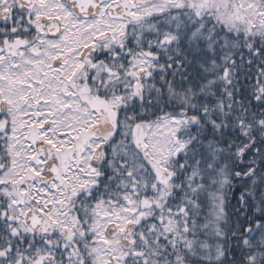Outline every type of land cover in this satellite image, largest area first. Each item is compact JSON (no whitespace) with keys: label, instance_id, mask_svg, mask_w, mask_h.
Segmentation results:
<instances>
[{"label":"snow or ice","instance_id":"6c2138e0","mask_svg":"<svg viewBox=\"0 0 264 264\" xmlns=\"http://www.w3.org/2000/svg\"><path fill=\"white\" fill-rule=\"evenodd\" d=\"M0 264H264V0H0Z\"/></svg>","mask_w":264,"mask_h":264},{"label":"trees","instance_id":"16d2710c","mask_svg":"<svg viewBox=\"0 0 264 264\" xmlns=\"http://www.w3.org/2000/svg\"><path fill=\"white\" fill-rule=\"evenodd\" d=\"M233 203H234V201H233Z\"/></svg>","mask_w":264,"mask_h":264}]
</instances>
